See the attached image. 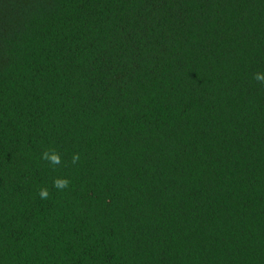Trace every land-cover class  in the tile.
Returning a JSON list of instances; mask_svg holds the SVG:
<instances>
[{"label": "trees", "instance_id": "1", "mask_svg": "<svg viewBox=\"0 0 264 264\" xmlns=\"http://www.w3.org/2000/svg\"><path fill=\"white\" fill-rule=\"evenodd\" d=\"M257 74L264 0H0V264H264Z\"/></svg>", "mask_w": 264, "mask_h": 264}, {"label": "clouds", "instance_id": "2", "mask_svg": "<svg viewBox=\"0 0 264 264\" xmlns=\"http://www.w3.org/2000/svg\"><path fill=\"white\" fill-rule=\"evenodd\" d=\"M257 80H264V75H261V74H257L256 77H255ZM45 158L46 159H49L53 164H57L59 163V157L56 156V155H51L49 156L47 153L45 154ZM55 186L57 188H63V187H66L67 186V181H56L55 182ZM40 196L41 198H45L47 197V191L46 190H41L40 192Z\"/></svg>", "mask_w": 264, "mask_h": 264}]
</instances>
